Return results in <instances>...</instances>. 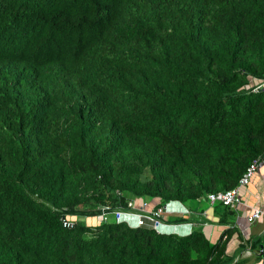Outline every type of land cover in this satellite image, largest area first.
<instances>
[{
  "label": "trees",
  "instance_id": "trees-1",
  "mask_svg": "<svg viewBox=\"0 0 264 264\" xmlns=\"http://www.w3.org/2000/svg\"><path fill=\"white\" fill-rule=\"evenodd\" d=\"M262 77L264 0H0V264L229 262L231 226L209 243L93 215L173 200L170 222H204L264 155Z\"/></svg>",
  "mask_w": 264,
  "mask_h": 264
},
{
  "label": "crops",
  "instance_id": "crops-1",
  "mask_svg": "<svg viewBox=\"0 0 264 264\" xmlns=\"http://www.w3.org/2000/svg\"><path fill=\"white\" fill-rule=\"evenodd\" d=\"M241 202L234 210V216L230 222L220 224L216 217L212 215L211 205H207L201 214L205 218L204 222L190 219L191 228H199L203 232L209 243H214L220 235V232L227 226H231L235 231L229 238L225 246L224 257L229 258L226 264H264V242L262 245V254L255 252L247 253L246 250L254 251L257 247H253L255 241L259 239V235L264 229V155L258 160L257 167L251 176L247 185L239 188ZM203 201V199L201 200ZM146 204L143 208L141 204ZM134 206L137 211L146 212L153 208L152 204L142 200H134ZM175 210L184 211V214L174 213L175 216H183L189 213L186 205L175 204L172 206ZM252 208L262 211L261 216L248 223L246 217ZM170 214H163L165 221L173 218ZM188 221V220H186ZM254 249V250H253Z\"/></svg>",
  "mask_w": 264,
  "mask_h": 264
},
{
  "label": "built area",
  "instance_id": "built-area-1",
  "mask_svg": "<svg viewBox=\"0 0 264 264\" xmlns=\"http://www.w3.org/2000/svg\"><path fill=\"white\" fill-rule=\"evenodd\" d=\"M249 86L251 87L252 91L264 87V77L256 79L254 82H252V84L249 83L245 85V88H249ZM257 163L258 160L254 159L248 164L242 175L238 178L235 186L221 192L207 193L205 195V199L210 205L214 202H219L231 209H234L241 202L239 188L248 184L251 176L256 170ZM175 204L181 205L180 202L171 200L164 203L160 208L141 212L135 209L134 200L131 199L127 202V208L110 209L107 206H102L100 207L98 214L93 215V217L99 223L107 221L111 217L116 223L123 222L130 228H137L147 225L159 234H175L178 236H184L189 234L192 229L191 221L170 222L163 219V214H184V211L175 210L172 207ZM145 205L146 204L142 203L141 207L143 208ZM261 214V210L252 208L249 215L246 217V221L248 223H252L258 219ZM75 217L76 216L67 215L61 216V226L64 228H72L76 222ZM82 217L85 219V221L88 219L87 216Z\"/></svg>",
  "mask_w": 264,
  "mask_h": 264
},
{
  "label": "water",
  "instance_id": "water-1",
  "mask_svg": "<svg viewBox=\"0 0 264 264\" xmlns=\"http://www.w3.org/2000/svg\"><path fill=\"white\" fill-rule=\"evenodd\" d=\"M263 242H264V229L262 230L261 234L259 235V239L257 240L256 242V247L257 249H253L254 251H250V250H246L247 253L249 252H255L257 254H262V245H263Z\"/></svg>",
  "mask_w": 264,
  "mask_h": 264
},
{
  "label": "rangeland",
  "instance_id": "rangeland-1",
  "mask_svg": "<svg viewBox=\"0 0 264 264\" xmlns=\"http://www.w3.org/2000/svg\"><path fill=\"white\" fill-rule=\"evenodd\" d=\"M207 205H209V202H206ZM183 205V204H182ZM172 217L175 216L176 214H170ZM169 215V216H170ZM83 218V217H82ZM84 219V218H83Z\"/></svg>",
  "mask_w": 264,
  "mask_h": 264
}]
</instances>
